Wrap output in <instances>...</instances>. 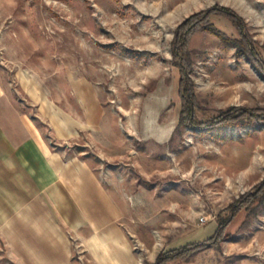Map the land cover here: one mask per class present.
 <instances>
[{"label": "rangeland", "instance_id": "rangeland-1", "mask_svg": "<svg viewBox=\"0 0 264 264\" xmlns=\"http://www.w3.org/2000/svg\"><path fill=\"white\" fill-rule=\"evenodd\" d=\"M217 4L234 9L250 36L241 42L240 30L217 14L210 21L224 36L201 24L191 34L179 62L196 123L178 124L174 34L186 17ZM252 52L264 66V0H0L1 88L56 149L84 159L99 176L139 264H151L154 253L201 224L172 246L209 237L216 212L264 179V121H213L231 106L264 110V71ZM79 79L92 86L98 123L77 104L72 84ZM35 89L70 121L73 136L55 137ZM226 233L221 250L210 248L205 258L264 264V204L238 212ZM84 235L67 231L66 264H97ZM40 249L46 263H62ZM19 261L28 263L22 253ZM0 264H18L1 235Z\"/></svg>", "mask_w": 264, "mask_h": 264}, {"label": "crops", "instance_id": "crops-1", "mask_svg": "<svg viewBox=\"0 0 264 264\" xmlns=\"http://www.w3.org/2000/svg\"><path fill=\"white\" fill-rule=\"evenodd\" d=\"M23 78L32 85L30 79ZM21 85L27 92L22 80ZM72 87L81 113L89 117V123H98L100 106L92 86L79 79ZM36 91L43 99V94ZM42 99L36 102L39 109L52 114L49 123L55 137L65 141L73 136L70 121ZM119 217L115 200L91 166L78 156H65L56 149L0 86V235L7 240L18 264H23L19 261L20 253L28 259L27 264H51L46 263L45 253L37 255L40 248L66 264L68 230L85 234L83 244L97 264H139L116 225ZM212 222L214 232L217 224ZM205 225L174 238L152 255L151 264L161 251L208 238L172 246ZM210 248L216 249L207 247L188 260H171L166 264H220V260L205 258Z\"/></svg>", "mask_w": 264, "mask_h": 264}, {"label": "trees", "instance_id": "trees-1", "mask_svg": "<svg viewBox=\"0 0 264 264\" xmlns=\"http://www.w3.org/2000/svg\"><path fill=\"white\" fill-rule=\"evenodd\" d=\"M212 14L227 18L232 25L237 27L242 35L240 38L241 42H244L250 36L243 18L234 9L218 4L189 15L180 25H178L174 34L172 42L173 49L171 52L172 62L174 65L178 66L180 71L178 95L182 106L179 112L178 124L189 123V125H194L196 123L193 116L195 108L194 93L191 89L190 80H188L187 77L185 78L186 71L182 68V65L179 62L180 57H187L191 34L198 29L201 24L202 29L211 30L219 36L225 35L210 21V16ZM196 16H198V18L194 19ZM190 25H193V29L183 30L185 26L187 27ZM175 40L178 43L176 48ZM244 48L247 52H251L246 44L244 45ZM253 53L255 52H252L251 57L254 60V63L261 71H264V66L257 64L255 60L258 59L256 56H253ZM247 120L264 121V110H251L246 107L231 106L225 111H219V114L213 117V121L216 124L243 123ZM261 204H264V179H262L250 191L241 194L227 206L216 212L215 221L217 226L211 236L202 241L192 242L175 249L161 251L157 254L155 261L152 264H166L171 260H188L198 251L211 246L219 250L221 242L228 238V234L226 233L227 226L237 213L243 209L252 210Z\"/></svg>", "mask_w": 264, "mask_h": 264}, {"label": "built area", "instance_id": "built-area-1", "mask_svg": "<svg viewBox=\"0 0 264 264\" xmlns=\"http://www.w3.org/2000/svg\"><path fill=\"white\" fill-rule=\"evenodd\" d=\"M198 219H199V221H200L201 223L205 222V217H204V216H200Z\"/></svg>", "mask_w": 264, "mask_h": 264}]
</instances>
